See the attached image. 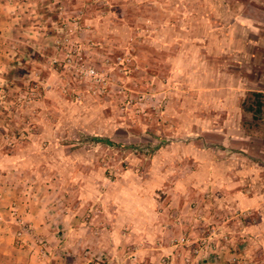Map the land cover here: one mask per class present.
I'll list each match as a JSON object with an SVG mask.
<instances>
[{
    "label": "crops",
    "instance_id": "crops-1",
    "mask_svg": "<svg viewBox=\"0 0 264 264\" xmlns=\"http://www.w3.org/2000/svg\"><path fill=\"white\" fill-rule=\"evenodd\" d=\"M124 1L138 10L146 6L139 3L145 0ZM201 1L165 0L162 11L157 6L151 14L160 32L147 41L148 49L139 57L144 65L149 60L155 77L171 74L193 87L188 111L177 105L166 111L181 132L200 136V143L196 148L156 150L148 179H122L94 197L84 191L91 184L85 178L74 182L58 177L41 187L39 180L26 179L27 174L0 170V264H185L183 259L190 257L210 222L216 224L211 239L215 253L205 262L196 259L190 264H264V88H254L256 75L249 64L256 58L253 44L261 42L253 35L230 36L226 42L218 31L217 36L205 31L211 22L212 30L226 24L220 12L223 18L231 17L230 26L237 16L221 9L216 0ZM176 27L182 36L173 35ZM115 34L124 43L128 30L121 27ZM237 41L242 49L234 46ZM254 93L262 95L259 113L254 112ZM150 129V142L161 140L160 128ZM92 141L124 146L102 136ZM202 142L212 144L213 151ZM172 158L193 163L191 175L185 173L180 180L195 190L185 198L178 193L157 200L152 191L167 184ZM185 166L189 168L188 162ZM63 187L74 191L66 196ZM209 190L211 198L203 199L202 193ZM12 210L30 227L20 242ZM199 216L204 225L194 218ZM185 232L194 237L193 244L178 248L170 243Z\"/></svg>",
    "mask_w": 264,
    "mask_h": 264
},
{
    "label": "rangeland",
    "instance_id": "rangeland-1",
    "mask_svg": "<svg viewBox=\"0 0 264 264\" xmlns=\"http://www.w3.org/2000/svg\"><path fill=\"white\" fill-rule=\"evenodd\" d=\"M164 1H141L146 6L138 10L122 0H0V170L27 174L26 179L39 180L41 187L58 177L74 182L85 178L91 184L89 190L83 187L81 191L94 197L119 180L148 179L153 154L162 147L196 148L201 137L181 132L176 118L166 111L173 105L188 111L193 87L179 83L171 74L155 77L149 60L144 65L139 58L148 49L147 41L160 32L151 13L162 11ZM198 1L195 4L202 5ZM216 1L221 9L236 13V23L230 26L231 17L223 18L220 12L226 24L212 30L211 22L204 30L220 34L226 42L230 36L258 38L261 44H253L256 58L249 64L256 75L254 88H264V78H258L264 74V0ZM121 27L128 30L124 43L115 34ZM173 31L176 37L184 34L179 27ZM234 46L242 49L238 41ZM81 65L94 67L105 85L92 87L82 79L76 70ZM150 126L160 128L161 140L150 142ZM96 136L124 146L96 143L92 141ZM202 144L213 151L212 144ZM185 163L175 158L168 162L167 184L152 191L157 200L178 193L185 198L195 190L181 185L185 182L180 177L193 170L191 161ZM63 190L66 196L74 191ZM211 195V190L202 193L205 200ZM12 213L19 216L12 210V219ZM215 227L206 224L198 240ZM182 236L194 240L187 232Z\"/></svg>",
    "mask_w": 264,
    "mask_h": 264
},
{
    "label": "built area",
    "instance_id": "built-area-1",
    "mask_svg": "<svg viewBox=\"0 0 264 264\" xmlns=\"http://www.w3.org/2000/svg\"><path fill=\"white\" fill-rule=\"evenodd\" d=\"M68 58L71 57V54L67 55ZM77 74L84 79L88 80L91 83L92 87L102 88L105 85V82L100 79L99 73L96 71L94 67L81 65L76 68ZM244 215V214H242ZM13 219L19 226V230L16 234L18 240H23V238L29 234L30 228L29 225L24 222L16 213H12ZM199 220H203L200 216L198 217ZM213 231L207 237L201 238L198 240L197 245L192 248L190 257L184 258L185 264L194 263L196 259H201L204 262L209 260V256L212 253H215V245L212 243ZM193 244V241L189 240L186 236H182L179 238L175 243L174 246H182L186 247ZM208 264V263H207Z\"/></svg>",
    "mask_w": 264,
    "mask_h": 264
},
{
    "label": "trees",
    "instance_id": "trees-1",
    "mask_svg": "<svg viewBox=\"0 0 264 264\" xmlns=\"http://www.w3.org/2000/svg\"><path fill=\"white\" fill-rule=\"evenodd\" d=\"M253 98H254V105H255L254 112L259 113L262 107L261 103H259V100L262 98V95L259 93H254Z\"/></svg>",
    "mask_w": 264,
    "mask_h": 264
}]
</instances>
